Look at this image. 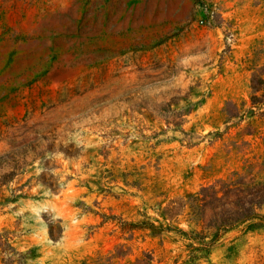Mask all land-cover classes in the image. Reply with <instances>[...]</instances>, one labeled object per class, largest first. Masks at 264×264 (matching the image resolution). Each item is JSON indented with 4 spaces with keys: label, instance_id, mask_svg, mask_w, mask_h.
I'll return each instance as SVG.
<instances>
[{
    "label": "rangeland",
    "instance_id": "1",
    "mask_svg": "<svg viewBox=\"0 0 264 264\" xmlns=\"http://www.w3.org/2000/svg\"><path fill=\"white\" fill-rule=\"evenodd\" d=\"M260 66L264 0H0V233L25 264H264V224L207 252L178 206L264 158Z\"/></svg>",
    "mask_w": 264,
    "mask_h": 264
},
{
    "label": "trees",
    "instance_id": "2",
    "mask_svg": "<svg viewBox=\"0 0 264 264\" xmlns=\"http://www.w3.org/2000/svg\"><path fill=\"white\" fill-rule=\"evenodd\" d=\"M251 89V104L249 111L253 107L264 102V66L254 69L249 80ZM261 92L260 95L257 93ZM236 104L228 102L221 111L224 119L229 120L236 116ZM238 110V108H237ZM253 135V133H246ZM246 143V142H244ZM178 206L188 221L200 229H194L190 232L195 239L202 241L206 250L213 244L221 232L234 228L243 223H252V226H262L264 224V214L260 211L264 208V158L254 162L247 161L239 171H235L231 176L225 179H219L212 184L201 187L198 191L188 193L178 200ZM175 209L174 205L166 206L162 209L164 216ZM144 224L155 227L152 222L145 220ZM53 223H50L52 226ZM124 226L126 223L123 224ZM134 228V226H130ZM129 229V228H127ZM61 231L60 226L56 230L50 229L51 238L55 239V233ZM120 245L115 250L106 254H95L87 256L79 261L78 264H119V260L124 259L126 252ZM26 253L16 251L9 243L7 232L0 233V260L2 264H25ZM197 258L190 256V261ZM144 260V262H142ZM152 255L144 254L141 264H150ZM130 264H137L130 263Z\"/></svg>",
    "mask_w": 264,
    "mask_h": 264
}]
</instances>
